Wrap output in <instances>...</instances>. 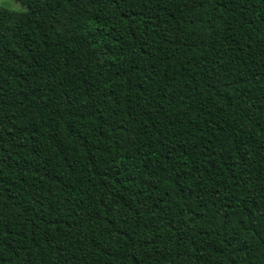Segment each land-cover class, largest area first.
<instances>
[{"label":"trees","instance_id":"1","mask_svg":"<svg viewBox=\"0 0 264 264\" xmlns=\"http://www.w3.org/2000/svg\"><path fill=\"white\" fill-rule=\"evenodd\" d=\"M0 6V264H264V0Z\"/></svg>","mask_w":264,"mask_h":264},{"label":"rangeland","instance_id":"2","mask_svg":"<svg viewBox=\"0 0 264 264\" xmlns=\"http://www.w3.org/2000/svg\"><path fill=\"white\" fill-rule=\"evenodd\" d=\"M0 6L8 7L14 10H23L24 6L15 0H0Z\"/></svg>","mask_w":264,"mask_h":264}]
</instances>
